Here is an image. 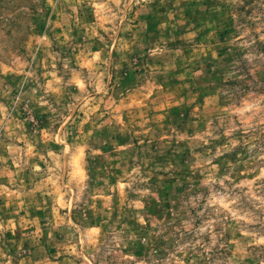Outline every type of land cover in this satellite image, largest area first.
<instances>
[{
    "label": "rangeland",
    "instance_id": "374dc122",
    "mask_svg": "<svg viewBox=\"0 0 264 264\" xmlns=\"http://www.w3.org/2000/svg\"><path fill=\"white\" fill-rule=\"evenodd\" d=\"M0 264H264V0H0Z\"/></svg>",
    "mask_w": 264,
    "mask_h": 264
}]
</instances>
